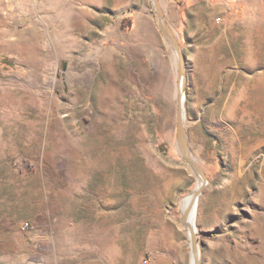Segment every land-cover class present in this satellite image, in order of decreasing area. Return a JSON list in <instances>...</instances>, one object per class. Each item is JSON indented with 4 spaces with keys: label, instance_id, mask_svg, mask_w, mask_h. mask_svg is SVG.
<instances>
[{
    "label": "rangeland",
    "instance_id": "rangeland-1",
    "mask_svg": "<svg viewBox=\"0 0 264 264\" xmlns=\"http://www.w3.org/2000/svg\"><path fill=\"white\" fill-rule=\"evenodd\" d=\"M159 3L200 264H264V0ZM179 85L153 0H0V264H194Z\"/></svg>",
    "mask_w": 264,
    "mask_h": 264
},
{
    "label": "water",
    "instance_id": "water-1",
    "mask_svg": "<svg viewBox=\"0 0 264 264\" xmlns=\"http://www.w3.org/2000/svg\"><path fill=\"white\" fill-rule=\"evenodd\" d=\"M153 6L155 9V14L158 18L159 26L162 31V34L164 37L170 42L172 47L175 49L177 58H178V76L180 85L183 84L184 76H185V58L182 51V47L176 37V35L171 30V27L166 19V16L161 8V5L159 3V0H153ZM179 85V87H180ZM183 86L180 91L181 97L179 101V109H178V124H177V140H178V146L179 150L184 158V160L193 168L197 176L200 180H202L204 183H209L208 178L202 168L199 166V164L192 158L190 153V148L188 144V138H187V132L185 128L184 123V100H183ZM198 194V193H197ZM191 214V206L188 207L185 211H183L182 214V223L188 228L190 239L192 242V255L195 259V264H200L199 259V247L197 244V239L195 235V231L193 230V227L190 224L189 217Z\"/></svg>",
    "mask_w": 264,
    "mask_h": 264
},
{
    "label": "bare ground",
    "instance_id": "bare-ground-1",
    "mask_svg": "<svg viewBox=\"0 0 264 264\" xmlns=\"http://www.w3.org/2000/svg\"><path fill=\"white\" fill-rule=\"evenodd\" d=\"M183 84L180 85L179 90L181 91ZM184 99V98H183ZM209 186L208 183H204L202 180L199 181L198 187L195 189L194 193L184 199L183 203V210L185 211L188 207L191 206V214L189 217V221L193 230L196 232V217L198 212V205H199V197L201 196L202 192ZM198 193V194H197ZM195 264V259L194 262Z\"/></svg>",
    "mask_w": 264,
    "mask_h": 264
},
{
    "label": "built area",
    "instance_id": "built-area-1",
    "mask_svg": "<svg viewBox=\"0 0 264 264\" xmlns=\"http://www.w3.org/2000/svg\"><path fill=\"white\" fill-rule=\"evenodd\" d=\"M23 230L24 231L34 230V226L29 222H25L23 223Z\"/></svg>",
    "mask_w": 264,
    "mask_h": 264
},
{
    "label": "trees",
    "instance_id": "trees-1",
    "mask_svg": "<svg viewBox=\"0 0 264 264\" xmlns=\"http://www.w3.org/2000/svg\"><path fill=\"white\" fill-rule=\"evenodd\" d=\"M5 62H8V61H5Z\"/></svg>",
    "mask_w": 264,
    "mask_h": 264
}]
</instances>
